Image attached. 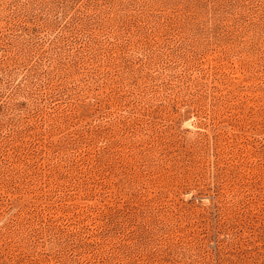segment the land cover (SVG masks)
Returning a JSON list of instances; mask_svg holds the SVG:
<instances>
[{
	"label": "rangeland",
	"instance_id": "rangeland-1",
	"mask_svg": "<svg viewBox=\"0 0 264 264\" xmlns=\"http://www.w3.org/2000/svg\"><path fill=\"white\" fill-rule=\"evenodd\" d=\"M0 264H264V0H0Z\"/></svg>",
	"mask_w": 264,
	"mask_h": 264
}]
</instances>
